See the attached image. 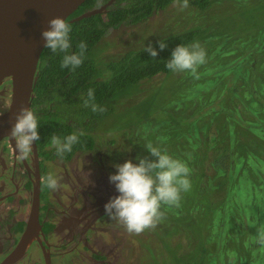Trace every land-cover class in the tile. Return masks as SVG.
<instances>
[{"label":"rangeland","instance_id":"1","mask_svg":"<svg viewBox=\"0 0 264 264\" xmlns=\"http://www.w3.org/2000/svg\"><path fill=\"white\" fill-rule=\"evenodd\" d=\"M224 1L218 0L210 10L203 12L190 6L181 10L179 4L173 1L145 21L107 29L96 47L99 57L108 59L110 55L113 57L122 55L128 50L141 48L178 32L197 30L200 34L214 36L215 39L209 37V41L214 39V43L221 44L213 51V46L209 48V41H198L201 46L207 47L206 52L214 53L210 61L212 65L224 64V71L229 75L230 70L238 63H244L245 70L247 64L251 67L246 80V93L240 91L239 98L231 95L220 97L218 94L212 95L213 98L210 100L202 98L207 105L199 114V110L192 106L194 98L190 97L188 92H177L172 80L160 84L165 78L163 75L150 88L151 93L148 92L147 80L144 83V89H147L141 93L133 88L130 95L126 93L116 95L118 103L113 106V115L108 124L110 121L112 125L122 124L131 132L134 122L163 103L158 110H162L161 118L165 127L159 134L157 133L159 130L156 129L154 137L163 136L162 148L168 152L178 149L185 152L182 154L184 161L192 169L193 179L198 182H201L198 166L203 163L201 159L193 163L192 158L198 151L197 148L204 149L207 152V159L204 161L206 171L203 184L207 186V183H213L210 187L212 193L201 196L204 206L201 212L191 208V203H188L190 195L181 196L182 207L175 216L168 207L163 209L167 212L165 218L170 222L171 232L168 229V222L162 220L159 223L164 222V226L159 228L156 225L148 229V234H137L136 237H132L131 234L130 239L135 245V250L132 254L127 252L129 254L126 259L131 260L132 264H214V262L220 264L219 261H225V264H264V247L260 245L257 247L256 243L249 244L256 236L257 230L264 228V106L257 107L253 100L258 99L264 105V98L259 92L260 86L264 85V0ZM245 56L246 59L241 62ZM204 71L205 74H211V66L208 64ZM235 84L238 85V82ZM262 90L264 91V88ZM175 93L178 95L177 104L182 114L179 120L176 115L178 109L174 108L171 117L166 108V105L175 99L173 95ZM239 99L243 106L236 111L234 103ZM3 104L6 105L5 102L0 103ZM252 106L254 108L248 111ZM156 115L159 119L158 111ZM184 120L187 124L192 121H197L198 124L194 139H191L189 144L183 138L177 140L171 137L174 131L178 134L179 125ZM167 126H173L174 130L167 131ZM167 136L170 138L168 144ZM235 140L243 143L236 146L234 154L233 150L229 149V143L231 141L233 147ZM214 161H218L225 168L232 167L231 172L235 179L227 194L225 186L222 190L219 188L227 182L222 170L216 174V179L206 181L207 176L211 177L214 174L212 164ZM222 199L227 205L228 214L223 218L228 219L230 225L227 231L232 232H225L219 236L216 226L217 220H222V217L221 210L218 214L217 206L223 204ZM220 207L221 205L219 209ZM236 212L246 216L247 221L246 223L237 221L239 223L234 227L231 219L237 216ZM190 232H193L190 242L195 245L189 248V240L183 236ZM143 238L147 239L144 241ZM222 253H226L224 257Z\"/></svg>","mask_w":264,"mask_h":264},{"label":"trees","instance_id":"2","mask_svg":"<svg viewBox=\"0 0 264 264\" xmlns=\"http://www.w3.org/2000/svg\"><path fill=\"white\" fill-rule=\"evenodd\" d=\"M96 1L97 0H85L66 19V21L71 24V31L69 35L72 47L70 51H78L77 45L81 41L87 45L85 58L83 63L78 68L73 71L71 68L61 67V61L64 53H54L50 49L44 47L40 54L36 69V80L33 85V98L30 105V109L34 110L38 117L40 141L44 142L45 140L51 139L53 135L63 138L72 132L79 133L82 131L83 135L79 136L78 142L73 145L72 153L80 148L91 149L94 144L91 133L95 131L97 126H99L101 118L113 115V106L118 103L116 95H122L124 93L130 95L133 88L139 90L138 93H141L147 89H144V83L147 80L148 92L151 93L152 91L150 88L157 83V80L162 75L165 78L162 82H160V84L167 82L168 80H172L177 92H188L190 97L194 98L192 106L199 110L198 114L204 110V106L207 105L204 101H202V98L210 100L213 98H211V96L214 94H218L220 97L231 95L234 98H239L240 91L242 93L243 91L246 93V80L248 79V72L251 70V67H248L249 64L246 65L247 69L245 70L244 63H238L230 70L229 75V73L227 74L224 71V64L219 63L218 65H212V63H210L214 56V53L211 52H206V63L198 67L197 76H193L189 72H172L166 68V61L170 58L171 51L176 45H187L194 41L206 42L209 41V37L214 38V36L211 35H204L205 33L200 34L197 30L178 32L173 36L169 35L170 37L167 36L151 43V46L155 48L158 53L155 58L151 57L149 53L144 50L147 45L141 48L128 50L122 55L115 57L110 55V58L108 59L99 57L96 47L108 28H116L119 25H130L145 21L156 10L164 8L170 1L175 0H129L125 4L120 3L122 0H115L108 6V11L105 13L99 12L94 15L81 18L77 21H69L84 11L95 8ZM217 1L218 0H188V5L203 12L210 10L211 6L213 7ZM161 40L166 42V47L164 49L159 48V41ZM213 40L209 41V48L211 49V46H213L212 50L216 51L221 44L214 43ZM202 47L207 50L205 45ZM208 64L212 68L211 74H205L204 71ZM229 82L230 84H228ZM236 82H238V85L235 84ZM90 88L94 91L95 102L98 105L105 107L106 111L102 113L93 112L91 107L84 106L83 101L87 98L88 90ZM252 90L255 91L254 89ZM259 92L261 97L264 98V91L262 88H260ZM173 95L175 99H172L170 103L166 105L168 114L171 117L173 115V107L178 105V100L176 99L178 95L177 93ZM253 100L256 102L257 107L263 106V104L259 102L260 100ZM241 102V99L235 101L234 110L243 106L241 105ZM160 106H158L151 113L148 112V115L145 117L134 122L131 132H128V130L120 124V127L123 129L122 138L127 140V143H132L134 147L136 145L137 150L143 152L144 154H148V158L151 156L146 149L147 145L151 144L152 146L165 149L162 148L163 136L154 137L156 129L159 130L157 132L159 134L165 127L164 123H161V120H159L156 115L157 111L158 114L162 112V110H158ZM250 108L252 109L254 107H249L248 111H250ZM153 122H156L157 125L151 124ZM188 125L192 126L193 129L188 130L186 128L187 131L197 132V121H192L188 123ZM166 129L167 131L174 130L173 126H167ZM168 137L169 136L166 138L167 144L170 141V138ZM171 137H175L179 140V136L176 131L171 134ZM241 143L243 142H239L237 140L233 141L232 150L234 154L236 153V146ZM197 149L198 151L193 155L192 162L197 163L198 160H202L203 164L198 166L200 169L201 182L193 179V175L191 174V188L189 190L191 194L187 191L183 192L181 196L190 195L191 199L188 203H191V208L194 209V211L197 210V212H201L204 207L201 196H208V194L212 193L210 187L213 183L210 184L208 180L216 179V174L221 173L222 170L227 182L219 188L222 190L225 186L227 194L229 192L228 188L231 183L234 182L235 176L231 172V166L230 168H225L219 164L218 161H214L212 162L213 168L215 169L214 174L211 177L210 175L207 176L206 181L209 183H207V186L204 185L203 182L206 171L204 161L207 159V152L204 149ZM136 152L139 155V152ZM167 153L174 158L184 161L182 156V154L185 153L184 151L181 152L178 149L172 152L167 151ZM210 202L212 201L210 200ZM221 203L223 204H220V209V205L217 206V211L219 214V210H221V215L223 216L225 212H227V205L223 199ZM210 205L212 207V203H210ZM181 207L182 203H179L178 207L171 206L168 208L171 210L173 216H175L177 211H180ZM235 207L237 209L238 205ZM166 208L167 207H164L163 209ZM236 213L237 216L232 217L231 219L234 227L239 223L237 221L243 222L244 217L241 216L239 212ZM165 214H167V212H165ZM163 220L167 219L163 218ZM228 225H230L228 224V219L225 220V218L222 217V220H217V227L220 228L218 230L219 236L225 232H232V230L227 231ZM168 227L171 232L169 221ZM192 234L193 232H190L188 235L183 236L185 239L189 240V248L195 245V243L190 242ZM176 240L178 241V239ZM195 241L197 242L196 238ZM257 247H259V245ZM204 250L205 249L203 248L202 253H204Z\"/></svg>","mask_w":264,"mask_h":264},{"label":"flooded vegetation","instance_id":"3","mask_svg":"<svg viewBox=\"0 0 264 264\" xmlns=\"http://www.w3.org/2000/svg\"><path fill=\"white\" fill-rule=\"evenodd\" d=\"M109 2L104 0L101 7H106L102 12L108 11L113 3ZM245 59L246 56L241 62ZM10 91V81L0 85V103L6 104L0 105V113L9 105ZM174 108L178 109L179 120L181 109L179 105L174 106L173 113ZM110 117L101 118L99 126L91 133L94 140L91 149L80 148L65 153L62 158L56 155L51 139L44 142L39 139L33 144L30 157L20 161L15 140L9 136L0 139V264H132L126 257L127 252L132 254L135 250L131 234L132 237L137 234H127L119 221L105 214L104 205L118 195L114 184L109 182V174L117 170L115 165L129 159L138 163V156L148 157V154L127 143L122 138L120 124L112 125L111 121L108 124ZM159 119L164 123L161 113ZM151 124L157 125L156 122ZM179 128V139L189 144L196 132L186 128L192 130L193 127L184 120ZM206 142L210 146L209 141ZM229 149H232L231 141ZM49 173L59 177L60 187L55 191L44 185ZM32 216L36 217L33 233L22 247ZM246 221L244 216L243 223ZM157 226L163 227L164 222ZM219 229L216 226V230ZM143 233L148 234V229L140 234ZM225 254L222 253V257ZM219 263L225 264V261Z\"/></svg>","mask_w":264,"mask_h":264},{"label":"clouds","instance_id":"4","mask_svg":"<svg viewBox=\"0 0 264 264\" xmlns=\"http://www.w3.org/2000/svg\"><path fill=\"white\" fill-rule=\"evenodd\" d=\"M176 2L181 10L188 7V0H182V3L181 0ZM103 3L104 0H97L95 8L101 7ZM47 24L48 27L41 31L43 47L54 53H64L61 67L71 68L74 71L83 63L87 45L81 41L77 45L78 51H70L71 24L59 16L50 18ZM165 47L166 42L159 41V48ZM144 50L153 58L158 55L151 44ZM204 63H206V50L198 41H194L187 45H176L165 66L172 72H189L197 76L198 67ZM83 103L85 107H91L93 112L106 111L105 107L95 102L94 91L91 88ZM38 128V117L35 111L22 106L16 113L9 133L15 140L17 158L20 161L27 160L32 154L33 144L40 139ZM81 135H83L82 131L72 132L63 138L53 135L51 144L55 148L56 155L62 158L65 153L72 152L73 145L78 142ZM146 149L154 159L138 156V163H133L129 159L115 165L117 170L109 174V182L114 184L118 195L111 197L104 205L105 214L109 218L119 221L126 231L134 234L154 228L165 216L162 209L178 207L181 194L191 188V169L185 161L174 158L167 153L166 149L151 144L147 145ZM44 185L53 191L57 190L60 187L59 177L49 173L44 178ZM253 242L264 247V228L257 230Z\"/></svg>","mask_w":264,"mask_h":264},{"label":"water","instance_id":"5","mask_svg":"<svg viewBox=\"0 0 264 264\" xmlns=\"http://www.w3.org/2000/svg\"><path fill=\"white\" fill-rule=\"evenodd\" d=\"M85 0H0V85L10 81L9 105L0 114V139L9 136L16 113L30 108L33 85L44 40L41 31L55 16L63 19L73 13ZM114 0H110L112 3ZM106 7L93 8L70 19V22L102 12ZM31 217L22 247L33 233Z\"/></svg>","mask_w":264,"mask_h":264},{"label":"crops","instance_id":"6","mask_svg":"<svg viewBox=\"0 0 264 264\" xmlns=\"http://www.w3.org/2000/svg\"><path fill=\"white\" fill-rule=\"evenodd\" d=\"M225 215H226V212H225V214L223 216L222 215L221 216L224 217Z\"/></svg>","mask_w":264,"mask_h":264}]
</instances>
